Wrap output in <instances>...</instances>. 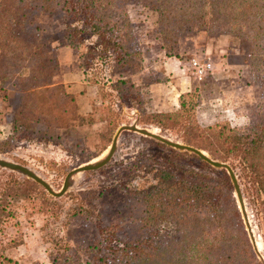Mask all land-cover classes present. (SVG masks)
Wrapping results in <instances>:
<instances>
[{
	"label": "rangeland",
	"instance_id": "obj_1",
	"mask_svg": "<svg viewBox=\"0 0 264 264\" xmlns=\"http://www.w3.org/2000/svg\"><path fill=\"white\" fill-rule=\"evenodd\" d=\"M126 11L131 30L122 45L137 51L140 59V66L131 69L116 61L112 40L93 35L81 16L66 18L58 11L38 18L56 60L50 85H61L73 96L75 115L59 126L53 121L51 131L37 125L36 131L1 142L9 132L20 90L13 77L17 71L0 65V158L27 167L58 191L70 169L105 153L121 125L135 124L181 143L187 140L232 169L255 247L225 170L230 186L223 181V168L205 161L210 168L203 167L188 156L191 152L124 129L106 163L72 175L58 196L17 171L0 167V264H80L91 256L88 249L97 238L98 225L121 223L118 235L135 239L142 232L133 222L139 217V196L160 178H168L166 170L175 179L203 180L209 191L221 194V201L230 206L223 229L230 233L236 260L248 253L255 263L264 264L263 167L254 170L240 158L236 144L223 143L206 129L226 125L237 134L264 126L261 66L252 62L236 37L214 25L180 29L167 52L155 13L131 2ZM74 31L73 50L66 34ZM180 94L195 101L185 117L188 122L183 118L158 122L153 115L176 111ZM53 113L49 109L46 120ZM192 122L205 134L196 136L190 130ZM214 229L206 230L208 237L214 236Z\"/></svg>",
	"mask_w": 264,
	"mask_h": 264
},
{
	"label": "trees",
	"instance_id": "obj_2",
	"mask_svg": "<svg viewBox=\"0 0 264 264\" xmlns=\"http://www.w3.org/2000/svg\"><path fill=\"white\" fill-rule=\"evenodd\" d=\"M130 2L155 13L164 49L170 48V42L175 43V35L182 28L214 25L236 37L264 73V0H0V65L17 71L13 77L20 90L9 120V132L1 142H12L28 130L36 131L37 125L45 126V132L51 131L54 124L59 126V122L75 115L73 96L61 85H50L56 60L50 55L52 47L38 18L58 11L66 18L81 16L93 35L103 41L112 40L110 46L113 44L116 51V61L131 69L140 66V59L137 51H128L122 45V39L131 30L126 11ZM114 14L116 18L112 20ZM69 26L65 23L66 29ZM74 32L66 34L68 46L73 50ZM185 95L178 96L176 111L153 116L160 123L162 119L186 120L195 101ZM54 102L57 104L52 105ZM49 109L54 113L46 120ZM206 129L213 131L212 136L221 142L236 144L240 158L254 170L263 167L264 174V126L237 134L226 125ZM190 130L196 136L206 132L194 122ZM183 143L189 145L187 140ZM188 156L210 168L197 155ZM221 173L225 185L230 186L224 169ZM165 174L168 178H160L158 184L139 196V217L133 222L139 224L137 230L142 232L127 240L118 235L121 223L98 225L97 238L88 249L91 256L80 264H257L248 253L236 260L230 233L227 227L223 229L230 206L221 201V194L209 191L203 180L175 179L168 170ZM222 204L227 209H222ZM211 227L215 228L214 236L208 237L206 230Z\"/></svg>",
	"mask_w": 264,
	"mask_h": 264
},
{
	"label": "water",
	"instance_id": "obj_3",
	"mask_svg": "<svg viewBox=\"0 0 264 264\" xmlns=\"http://www.w3.org/2000/svg\"><path fill=\"white\" fill-rule=\"evenodd\" d=\"M124 129L134 131V132H137V133L145 135V136H149V137L154 138V139H156V140H158V141H160V142H162V143H164L170 147H173L175 149L185 150V151L191 152V153L197 155L200 159H202L203 161H205L209 165L216 167V168H223L226 171V173L228 174L229 179L233 185V189H234L235 195L237 197V201H238L239 208H240V211L242 214V218H243L244 223H245L247 233L249 235V238H250V241H251L253 247H255L252 231H251V228L249 226V223L247 220V215L245 213V210H244V207L242 204V200L240 197L238 184L236 182V178H235L234 173L232 172V169L230 168V166L228 164H226L225 162L210 158L202 150H200L196 147H193L191 145H187V144H184V143H181L178 141L170 140V139H168V138H166L160 134H157L153 131H150L149 129L138 127L135 124L121 125L120 127H118V129L116 130L115 134L113 135L112 140H111L107 150L105 151V153L103 155H101L100 157H96L92 160L81 163V164L73 167L72 169H70L66 173V175L62 181L61 187L58 191H53L50 188V186L46 183V181H44L42 178L37 176L34 172H32L27 167L20 165L16 162L8 161V160L0 158V167L8 168L10 170L19 172L20 174H22L26 177H29L30 179L34 180L36 183L41 185L49 194L54 195V196H58V195L62 194L64 192V190L67 188L72 175H74L78 172L96 169V168H98V167H100L106 163V161L110 158V156L114 150L117 134L119 133L120 130H124Z\"/></svg>",
	"mask_w": 264,
	"mask_h": 264
},
{
	"label": "built area",
	"instance_id": "obj_4",
	"mask_svg": "<svg viewBox=\"0 0 264 264\" xmlns=\"http://www.w3.org/2000/svg\"><path fill=\"white\" fill-rule=\"evenodd\" d=\"M193 63H195V61H193ZM201 71V69H197V72H200Z\"/></svg>",
	"mask_w": 264,
	"mask_h": 264
}]
</instances>
